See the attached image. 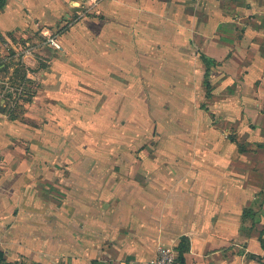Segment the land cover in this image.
<instances>
[{
  "label": "crops",
  "instance_id": "0c3cea01",
  "mask_svg": "<svg viewBox=\"0 0 264 264\" xmlns=\"http://www.w3.org/2000/svg\"><path fill=\"white\" fill-rule=\"evenodd\" d=\"M20 51L40 89L0 112L6 263L264 264V0H0L8 81Z\"/></svg>",
  "mask_w": 264,
  "mask_h": 264
},
{
  "label": "rangeland",
  "instance_id": "374dc122",
  "mask_svg": "<svg viewBox=\"0 0 264 264\" xmlns=\"http://www.w3.org/2000/svg\"><path fill=\"white\" fill-rule=\"evenodd\" d=\"M25 49V48H24ZM23 49V50H24ZM21 54V51L19 52ZM12 58L8 60L9 65H17L18 73L15 75V78L12 81H8L6 77L8 76L7 72H0V82H4V85L0 83V100H3L5 98L10 99L8 102V105L6 107V112L12 113L13 116L16 115H22L23 112L26 111H32V105L30 106L27 104V101L30 100V94L34 92L35 90H39L40 86L38 83L33 82L34 84L30 85L27 80L28 77L26 76V65L24 64V59L21 55H17V52H14L10 55ZM36 58V65L37 67H45L46 66V61L42 59L40 56H35ZM28 74V73H27ZM32 78V77H30ZM39 80V79H37ZM38 82V81H37ZM24 84L26 87H24ZM10 86L9 88H7ZM10 106V108H9ZM29 107V108H28ZM34 112H39L37 111L36 108L33 109ZM249 111L251 113H254L256 111V108H250ZM249 128V129H248ZM245 129L241 130L240 133V142L241 144H246L245 142H248L251 139V135L255 132H253L254 129L248 127ZM251 129V130H250ZM250 130V131H249ZM257 133L260 134L259 131ZM251 134V135H250ZM249 135V136H248ZM262 135H258L257 137H261ZM264 142V137L262 136L261 140ZM2 264H25L22 260H18L14 263H2Z\"/></svg>",
  "mask_w": 264,
  "mask_h": 264
},
{
  "label": "built area",
  "instance_id": "2783aa9c",
  "mask_svg": "<svg viewBox=\"0 0 264 264\" xmlns=\"http://www.w3.org/2000/svg\"><path fill=\"white\" fill-rule=\"evenodd\" d=\"M49 41L54 47L59 48V45L53 39ZM178 258L179 251L176 248L160 245L155 258L150 260L147 264H178Z\"/></svg>",
  "mask_w": 264,
  "mask_h": 264
},
{
  "label": "trees",
  "instance_id": "16d2710c",
  "mask_svg": "<svg viewBox=\"0 0 264 264\" xmlns=\"http://www.w3.org/2000/svg\"><path fill=\"white\" fill-rule=\"evenodd\" d=\"M204 62L206 63V65L209 66V64H210L211 61L204 57ZM18 71H19V70H16L15 73L17 74ZM35 93H36V92L34 91V92H32V93L30 94V100L27 101V104L32 103V101H33V97H34ZM5 99H8V98H5ZM16 114H17V113H16ZM14 117H15V116H14ZM178 251H179V250H178ZM3 262L5 263L4 253L0 251V264H2ZM178 264H184V261H183V251H181V250L179 251Z\"/></svg>",
  "mask_w": 264,
  "mask_h": 264
},
{
  "label": "water",
  "instance_id": "95a60500",
  "mask_svg": "<svg viewBox=\"0 0 264 264\" xmlns=\"http://www.w3.org/2000/svg\"><path fill=\"white\" fill-rule=\"evenodd\" d=\"M6 105H7L6 100H2V103L0 105V112H4Z\"/></svg>",
  "mask_w": 264,
  "mask_h": 264
}]
</instances>
